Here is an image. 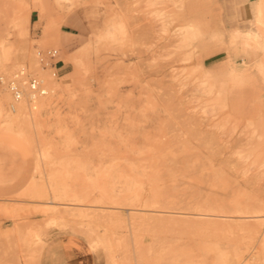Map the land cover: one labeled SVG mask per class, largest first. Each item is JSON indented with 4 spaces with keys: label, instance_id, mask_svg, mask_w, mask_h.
Segmentation results:
<instances>
[{
    "label": "rangeland",
    "instance_id": "1",
    "mask_svg": "<svg viewBox=\"0 0 264 264\" xmlns=\"http://www.w3.org/2000/svg\"><path fill=\"white\" fill-rule=\"evenodd\" d=\"M172 1L0 0V99L20 69L49 89L13 123L10 94L0 106V264H64L70 251L135 264V249L150 264H264V234L232 211L264 198V0ZM187 24L201 31L189 47L170 38ZM234 28L247 45L229 42ZM113 211L126 222L108 225L111 253L98 241ZM135 213L178 222L138 226Z\"/></svg>",
    "mask_w": 264,
    "mask_h": 264
},
{
    "label": "bare ground",
    "instance_id": "2",
    "mask_svg": "<svg viewBox=\"0 0 264 264\" xmlns=\"http://www.w3.org/2000/svg\"><path fill=\"white\" fill-rule=\"evenodd\" d=\"M174 1V0H173ZM172 1V2H173ZM184 1L185 0H177V1H175V7H176V9H183V7H184ZM256 16H255V19H256V21H258V22H260L261 21V19H262V15H263V9H262V7H261V4H257L256 6ZM184 12V11H183ZM161 18V17H160ZM25 22H26V24H28V22H29V18L28 17H26V19H25ZM175 22V21H174ZM151 23H149V28H150V32H151V34H153L154 35V38H155V36H160V34H156V33H158V30L155 28V27H153L152 25H150ZM156 24V23H155ZM248 27V26H247ZM250 27V26H249ZM258 29H259V26H258ZM164 31V30H166V25H165V23H163L162 24V26L160 27V31ZM250 30V29H249ZM248 31V30H247ZM261 32V30L259 29L258 30V32ZM262 31H264V30H262ZM258 32H254L253 33V37H251L253 40V42L256 44V43H258V39L260 38H258ZM262 33H264V32H262ZM149 36H151L150 34H148ZM252 35V33L251 32H246V31H243V30H241L240 28H234L233 30H231L230 32H229V35H228V40H229V42L230 43H233V42H235L236 40H238V39H243L244 41H245V43H244V41H243V43L245 44V45H247V43H246V39L247 38H249L250 36ZM260 35H262V34H260ZM201 36V31L197 28V26H195V25H193V24H187L186 26H183V27H179L178 29H175L174 31H173V33L171 34V36H170V38H177L178 39V41H180V43H181V45L182 46H185V47H189V46H191L192 44H193V42L195 41V40H197L199 37ZM261 39H262V37H261ZM249 40H251V39H249ZM261 41V40H260ZM263 41V40H262ZM253 42H252V44H253ZM251 43V42H250ZM261 43V42H260ZM150 44H152V42H150ZM165 44V43H164ZM156 45V44H155ZM244 45V47H243V51H245L246 50V46ZM257 45V44H256ZM165 46H167V45H161L159 48H164ZM257 46H259V45H257ZM262 46V45H261ZM247 48H249V44H248V47ZM254 48V47H253ZM262 49H260V48H258V50L260 49V50H264L263 49V47H261ZM242 49V48H241ZM255 49V48H254ZM257 49V48H256ZM241 52V51H240ZM247 52V51H246ZM245 54V53H244ZM241 55V54H240ZM244 56V55H243ZM233 58V57H232ZM241 58H243V57H241ZM257 62V61H256ZM252 63V62H251ZM253 64V63H252ZM245 65V64H244ZM249 65V64H248ZM255 65V64H254ZM258 65H259V67H260V69H261V74L262 75H264V62H260V64L258 63ZM226 66H227V64H226ZM228 66H229V73H230V75H232V77H235L236 79L237 78H241L242 76H246V75H249V71L248 70H245V71H242V70H239L236 66H234V65H232V64H228ZM252 66V65H251ZM258 67V66H257ZM258 67V68H259ZM255 71V70H254ZM259 71V70H258ZM260 73V72H259ZM230 77V76H229ZM251 77V76H250ZM245 79V78H244ZM235 80V79H234ZM233 79H231V81L233 82L234 81ZM240 80V79H239ZM247 80V78L245 79V81ZM244 81V82H245ZM235 82H237V81H235ZM243 81H241V83H242ZM246 83V82H245ZM50 92H51V94L52 93H54V90L53 89H51L50 90ZM9 97H10V95L8 94V93H5V95H4V99L3 98H1L0 99V106L1 107H3V102L4 101H7L8 99H9ZM48 99V98H47ZM26 100V99H25ZM25 100H23V101H21L20 103H18L17 104V106L13 109V110H11V112H6V111H4L3 113L5 114V117H6V119L9 121V123H13V122H15V121H17V120H20V119H24L25 117H27V113L26 112H28L27 111V105H26V102L27 101H29V100H27V101H25ZM42 102V101H41ZM40 103V101H36L32 106H31V110L33 109V108H35L38 104ZM44 103H45V101H44ZM43 103V104H44ZM42 104V105H43ZM31 113H33V112H31ZM206 155V154H205ZM248 156H249V154H247L246 155V158H248ZM200 162V161H199ZM194 163V162H193ZM193 165H196V164H193ZM38 170H40V169H38ZM156 174V173H155ZM147 177V176H146ZM153 177H154V175H153ZM31 179H33V177L31 178ZM30 179V180H31ZM149 179V178H148ZM32 181V180H31ZM30 181V182H31ZM32 182H34V181H32ZM150 182V181H149ZM151 183V182H150ZM156 183V182H155ZM163 183V182H162ZM29 185H30V183H28ZM32 184V183H31ZM154 186H155V184H154ZM31 187V186H30ZM156 187V186H155ZM153 190H154V188H153ZM64 191V190H63ZM71 191V190H70ZM72 191H74V190H72ZM66 192V191H65ZM59 193V192H58ZM61 193V192H60ZM78 193V192H77ZM72 194V193H71ZM70 194V195H71ZM74 194V193H73ZM72 194V195H73ZM82 194H84V193H82ZM66 195L68 196V198H69V196L70 195H68V193L66 192ZM71 195V196H72ZM74 195H76V194H74ZM73 195V196H74ZM81 195V194H80ZM87 195V194H86ZM111 195H112V193H111ZM60 196V195H59ZM78 196V195H77ZM84 196H85V194H84ZM110 196V195H109ZM108 196V197H109ZM113 196V195H112ZM118 196V195H117ZM65 197V196H64ZM76 197V196H75ZM74 197V198H75ZM71 198V197H70ZM78 198V197H77ZM67 199V198H66ZM72 199H73V197H72ZM76 199V198H75ZM75 199H74V201H75ZM110 199V198H109ZM155 199V198H154ZM82 200V199H81ZM158 200H159V198H158ZM71 201V200H70ZM80 201V200H79ZM155 201V200H154ZM153 201V202H154ZM88 202H90V201H88ZM153 202H152V204H153ZM192 202V201H191ZM155 204H157V203H155ZM147 205V204H146ZM146 205H144V206H146ZM230 205V204H229ZM88 206V205H87ZM156 206V205H155ZM157 207V206H156ZM159 207V206H158ZM147 208V207H146ZM200 208V207H199ZM70 210H72L73 211V209H70ZM77 210V209H76ZM136 210V209H135ZM207 210V209H206ZM232 211L234 212V213H236V217H233L234 218V220H235V222H236V224H244V225H249V231L251 232V231H254V232H260V233H262V234H264V198H261V199H256L255 200V202L253 203V202H249V201H247V202H242V201H237V202H235L233 205H232ZM71 212V211H70ZM78 212V211H77ZM104 212V211H103ZM133 212V211H132ZM155 212V211H154ZM154 212H152V213H154ZM159 212H162V214H163V211H160L159 210ZM59 213V212H58ZM72 213V212H71ZM124 213V212H123ZM123 213H121V214H118V212H116V213H114V211L112 212V213H108V216H107V222H106V224L103 226V224L102 225H100V226H103V227H101L100 229H102L103 228V233L101 234V236H100V238H99V241L98 242H100L103 246H104V248H106V249H108V252H111V245H110V240H109V236L111 237V235L109 234V230H110V228L108 227V225H115V224H121V225H124L125 224V220L126 219H124V217H123ZM130 213V212H129ZM141 213V212H140ZM140 213L138 214V215H140ZM149 213H150V211H149ZM148 213V214H149ZM169 213H171V212H168V216H169ZM173 213V212H172ZM184 213V212H183ZM204 213H205V211H204ZM206 213H207V211H206ZM252 213H254L255 215H253V216H250V214H252ZM57 214V213H56ZM75 214V213H74ZM136 213L133 215V214H131V216H132V218L133 219H139V221H138V226H144V225H146V220L147 221H149L148 219H156L159 223H161V224H164V223H177L178 222V220H175V217L174 218H172V217H165V216H163L162 214V216H147L145 213V215L144 216H138ZM155 214V213H154ZM165 214H166V212H165ZM181 214H182V212H181ZM242 214H247L248 215V217H247V215H245L246 217H244V216H241ZM71 215H73V214H71ZM177 215H179V213L177 214ZM189 215V214H188ZM207 215V214H206ZM206 215H205V217H206ZM221 215V214H220ZM58 216H61L60 214L58 215ZM80 216V215H79ZM128 216V215H127ZM130 216V217H131ZM170 216H173V215H170ZM180 216V215H179ZM184 216V215H183ZM187 216V215H186ZM192 216V215H191ZM196 216V215H195ZM197 216H198V213H197ZM197 216H196V218H197ZM203 216V215H202ZM201 216V217H202ZM207 216H209V215H207ZM222 216V215H221ZM221 216H220V218H221ZM235 216V215H234ZM52 217H54V216H52ZM192 217H194V216H192ZM219 217V216H218ZM56 218V217H55ZM58 218V217H57ZM68 218V217H67ZM204 218V217H203ZM203 218H201V219H203ZM210 218H213V216L211 215V217ZM252 219V218H254V219H256V221L255 222H253V223H251V222H249V221H246V220H248V219ZM54 219V218H53ZM59 219V218H58ZM57 219V220H58ZM63 219V218H62ZM70 219V218H69ZM214 219V218H213ZM217 219V218H216ZM253 219V220H254ZM49 220H52L51 218L49 219ZM56 220V219H55ZM56 220V221H57ZM61 220V219H60ZM156 220H153V222L152 223H154V221H156ZM179 220H181V219H179ZM219 220V219H218ZM48 221V220H47ZM63 222L62 223H64L65 221H64V219L62 220ZM66 221H68V220H66ZM72 221V220H71ZM131 221V220H130ZM187 221V220H186ZM185 221V222H186ZM151 221H149L148 222V224L150 223ZM180 222V221H179ZM184 221L182 220V222L181 223H183ZM188 222V221H187ZM234 222V223H235ZM46 223H49V222H46ZM51 223V225L53 226V224H52V221L50 222ZM53 223H55V222H53ZM73 223H74V221H73ZM45 224V223H44ZM58 224V223H57ZM82 224H83V226L85 225L83 222H82ZM156 224V223H155ZM37 225V224H36ZM35 225V226H36ZM50 225V224H49ZM80 225V224H79ZM88 225V224H87ZM39 226V225H38ZM65 226V225H64ZM99 226V225H98ZM43 227V226H42ZM59 227H60V225H59ZM59 227H58V229H59ZM66 227V226H65ZM71 227V226H70ZM92 227V226H91ZM118 227V226H117ZM48 228V227H47ZM87 228H88V226H87ZM97 227H95V229H96ZM35 229V228H34ZM33 229V230H34ZM69 229H71V228H69ZM75 229V228H74ZM109 229V230H108ZM72 230V229H71ZM88 230V229H87ZM97 230H99V229H97ZM112 230V229H111ZM41 231V230H40ZM39 231V232H40ZM51 231H52V228H51ZM70 231V230H69ZM34 232V231H33ZM37 231H35V233H36ZM42 232V231H41ZM82 232V231H81ZM81 232H78V233H81ZM91 232V231H90ZM97 232H99V231H97ZM110 232H113V231H110ZM29 233V232H28ZM40 234V233H39ZM42 234V233H41ZM47 235V234H46ZM100 235V234H99ZM34 236H36V235H34ZM95 236V235H94ZM40 237V236H39ZM43 237V236H42ZM55 237V236H54ZM42 239V238H41ZM23 240H25V239H23ZM27 240L28 239H26V244H30V243H27ZM29 242H30V240H28ZM42 242H44L43 240H41ZM97 241V240H96ZM38 242V241H37ZM111 242H114V240L113 241H111ZM32 243V242H31ZM115 243V242H114ZM96 244V243H95ZM98 245H99V243H98ZM117 245V244H116ZM97 246V245H96ZM27 247V246H26ZM31 248V247H30ZM113 248H116V247H113ZM117 249V248H116ZM110 250V251H109ZM113 250V249H112ZM134 252H136L135 253V257H134V255L132 256L133 258H134V263L135 264H150L151 263V260H150V256L148 255V254H146V251L145 250H137L136 251V249H135V251ZM112 253V252H111ZM115 253V252H114ZM110 254V253H109ZM34 255V254H33ZM17 257H18V255H17ZM33 257V256H32ZM112 257H113V255H112ZM14 258V257H13ZM37 257H35V259H36ZM132 258V259H133ZM8 259V258H7ZM15 259V258H14ZM6 261V260H5ZM19 261V260H18ZM133 262V261H132ZM11 263V262H10ZM15 263V262H14ZM117 263V262H116Z\"/></svg>",
    "mask_w": 264,
    "mask_h": 264
},
{
    "label": "built area",
    "instance_id": "3",
    "mask_svg": "<svg viewBox=\"0 0 264 264\" xmlns=\"http://www.w3.org/2000/svg\"><path fill=\"white\" fill-rule=\"evenodd\" d=\"M38 56L40 57V62L44 64L45 67L49 66L54 70L52 77L57 79L59 76L57 65L60 62L55 61L57 58V51H39ZM1 81L3 82L4 80L1 79ZM6 87L13 100V103L10 105L11 110L25 99L35 103L39 98L44 97L49 93V89L47 88L44 79L26 73V70L24 69H20V71L14 75L13 79L6 83Z\"/></svg>",
    "mask_w": 264,
    "mask_h": 264
},
{
    "label": "crops",
    "instance_id": "4",
    "mask_svg": "<svg viewBox=\"0 0 264 264\" xmlns=\"http://www.w3.org/2000/svg\"><path fill=\"white\" fill-rule=\"evenodd\" d=\"M63 259L64 264H83L82 255L76 253L75 251L64 252Z\"/></svg>",
    "mask_w": 264,
    "mask_h": 264
}]
</instances>
